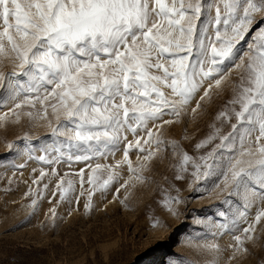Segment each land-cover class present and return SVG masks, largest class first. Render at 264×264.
Instances as JSON below:
<instances>
[{
  "label": "snow or ice",
  "instance_id": "1",
  "mask_svg": "<svg viewBox=\"0 0 264 264\" xmlns=\"http://www.w3.org/2000/svg\"><path fill=\"white\" fill-rule=\"evenodd\" d=\"M226 92L211 131L194 143L198 156L164 136L166 126L189 113L195 118ZM3 107L0 123L26 118L49 129L43 154L28 156L42 165L38 176L32 169L25 194L33 197V210L50 192L77 205L86 195L91 212L97 192L104 197L114 189L118 199L171 150L180 157L176 181L187 175L198 193H226L214 212L222 222L194 217L215 229L213 240L188 238L189 247L210 257L205 264L225 257L224 264H239L254 255L258 233L264 234V0H0ZM20 139L32 137L25 132ZM7 147L11 152L15 145ZM65 165L72 171L61 175ZM69 176L78 178V195ZM173 187L176 194L162 208L179 219L187 198ZM50 219L55 226V208ZM152 227L164 225L154 219ZM224 236L231 238L226 245L217 239ZM166 264L196 262L170 253Z\"/></svg>",
  "mask_w": 264,
  "mask_h": 264
},
{
  "label": "rangeland",
  "instance_id": "2",
  "mask_svg": "<svg viewBox=\"0 0 264 264\" xmlns=\"http://www.w3.org/2000/svg\"><path fill=\"white\" fill-rule=\"evenodd\" d=\"M227 97L226 92L223 97L214 98L195 118L189 113L180 123L166 126L164 136L179 141L190 155L198 156L200 153L195 151L194 143L209 134V125ZM4 111H7L6 107L0 108V114ZM13 119L0 123V157L6 158L4 166H0V264H166L170 253L196 264H205L210 259L190 248L188 238L193 243L213 240L212 231L215 229L195 224L194 217H212L214 222H222L214 212L226 193L221 194L219 189L198 193L196 185L189 187L191 177L187 175L185 180L176 181L174 177L180 157L173 156L171 150L162 159L152 162L150 170L143 173L146 177L143 182L133 179L126 189H121L118 199H114L117 195L114 189L104 197L97 192L91 212L84 208L86 195L77 205L75 200L72 204L60 202L58 194L51 198L50 192L33 210L30 207L33 197L25 194L32 183V169H37L35 175L38 176L42 165L29 160L28 156L43 154L39 149L41 141L49 136V129L40 121L30 124L25 118L20 124H14ZM25 132L32 137L28 142L20 139ZM185 136L188 138L184 139ZM8 143L15 145L11 152ZM26 144L33 149L31 153L27 152ZM119 158L121 154L118 153L115 159ZM131 158L135 161L134 154ZM109 162L114 161L110 158ZM14 164H25L26 167L17 169ZM58 171L63 175L72 170L65 165L58 167ZM128 175L124 166L123 179ZM68 179L77 180L78 195V178L69 176ZM46 182L47 178L42 181ZM54 184L55 179L49 187ZM173 185L179 187L181 195L187 198L186 204L181 206L183 215L179 219L162 208L165 197L176 194ZM125 197V204H121L120 200ZM52 208L56 210L55 226L50 219ZM154 219H159L164 227L153 228ZM258 235L261 240L252 248L254 255L242 259L239 264H260L264 256L261 247L264 234ZM217 239L222 245L231 240L229 236Z\"/></svg>",
  "mask_w": 264,
  "mask_h": 264
}]
</instances>
